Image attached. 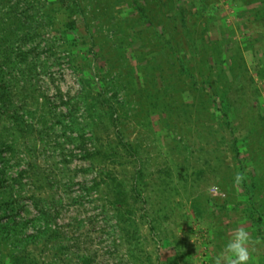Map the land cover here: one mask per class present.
Wrapping results in <instances>:
<instances>
[{"label":"rangeland","instance_id":"rangeland-1","mask_svg":"<svg viewBox=\"0 0 264 264\" xmlns=\"http://www.w3.org/2000/svg\"><path fill=\"white\" fill-rule=\"evenodd\" d=\"M26 1L0 264H212L238 227L264 264V0Z\"/></svg>","mask_w":264,"mask_h":264},{"label":"trees","instance_id":"trees-1","mask_svg":"<svg viewBox=\"0 0 264 264\" xmlns=\"http://www.w3.org/2000/svg\"><path fill=\"white\" fill-rule=\"evenodd\" d=\"M7 0H0V60L6 61L11 57L10 50L11 46L15 40V37L19 36L21 38H25L28 34L31 33L32 28H29L31 24H34L36 21V16L39 13V9L35 6H32L26 0H16L14 6L10 8L8 13H4V4ZM26 6H24V5ZM33 7V8H32ZM32 10V11H31ZM143 11L144 9L141 8ZM5 15L7 17L5 18ZM38 17V16H37ZM19 55L24 58L25 54L19 52ZM6 100V93L1 89V77H0V102H4ZM217 101V100H216ZM221 102L223 108L230 112V108L226 100L217 101ZM227 112V113H228ZM255 221H261V217L259 214L256 216L252 215Z\"/></svg>","mask_w":264,"mask_h":264},{"label":"clouds","instance_id":"clouds-1","mask_svg":"<svg viewBox=\"0 0 264 264\" xmlns=\"http://www.w3.org/2000/svg\"><path fill=\"white\" fill-rule=\"evenodd\" d=\"M249 240V234L243 227L236 228L223 250L211 258L212 264H250V250L246 246Z\"/></svg>","mask_w":264,"mask_h":264}]
</instances>
